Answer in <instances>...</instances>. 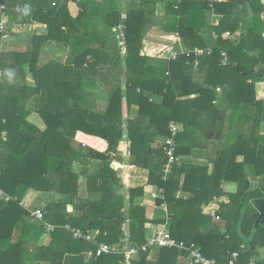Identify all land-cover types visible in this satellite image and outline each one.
<instances>
[{"label": "trees", "instance_id": "obj_1", "mask_svg": "<svg viewBox=\"0 0 264 264\" xmlns=\"http://www.w3.org/2000/svg\"><path fill=\"white\" fill-rule=\"evenodd\" d=\"M149 1L160 0H142L126 13L121 52L114 31L120 24L116 0H3L9 24L35 22L43 29L30 35L31 48L12 52L10 63L0 54V190L11 198L0 200V264H178L187 254L165 248H157L156 261L149 260L155 248L130 258L95 257L101 245L139 248L146 240L147 223L157 228L166 223L146 220L139 206L124 211L115 172L133 166L147 169L148 184L163 190L158 203L167 207V227L174 239L194 244L215 264H228L233 253L234 264H264L259 255L264 228H254L258 213L251 204L263 196L253 183L264 177V101L255 94V85L264 83V7L259 0L166 3L171 19L161 22V31L189 41L191 52L199 49L203 54H179L165 63L168 53L144 50L153 12ZM70 3L78 9L74 16ZM178 7L185 8V14ZM207 15L221 18L208 26ZM202 29L210 31V43ZM42 48L49 49L52 60L38 67ZM24 65L32 87L26 85ZM133 106L138 107L135 117L130 116ZM31 113L41 118L45 130L27 120ZM170 122L179 127L176 159L187 143L209 150L215 143L213 186L202 188L199 182L207 177V168L198 175L199 168L190 171L176 161L164 179V145L151 147L157 136H169ZM123 140L130 144L127 157L118 154ZM89 142L99 146L91 148ZM146 157L150 164L141 161ZM93 161L99 165L91 172L88 165ZM74 163L81 165L80 175L98 198H78ZM181 175L182 190L196 191L193 198L201 199L193 208L175 200ZM221 182L237 186L231 201L216 212L224 228L214 226L199 210L201 203L219 195ZM30 190L56 192L65 200L48 202L40 209L43 220H34L22 206ZM143 193V187L129 190L131 200ZM47 224L54 226L51 242L37 246ZM70 229L82 236L75 237ZM90 232H96L91 239Z\"/></svg>", "mask_w": 264, "mask_h": 264}, {"label": "crops", "instance_id": "obj_2", "mask_svg": "<svg viewBox=\"0 0 264 264\" xmlns=\"http://www.w3.org/2000/svg\"><path fill=\"white\" fill-rule=\"evenodd\" d=\"M141 1L142 0H126V1H124L125 3L122 4L123 5V6H121L122 8L119 6L120 7L119 8L120 24L117 28L114 29V31H115L116 35L121 34L120 39L122 41L119 39L121 41V44H120V51L121 52H123L125 49V44H124V30H125L124 24H125V22L124 21L126 18V13H128L133 8V6L136 7ZM178 1H183V0H160L157 2L149 1L151 10L153 9V12L150 14V20L151 21H150L149 31H147V33L145 34V36L143 38L144 50L147 52V48H151L153 53L156 52V54H162L163 52L168 53L167 59L162 58L163 59L162 61L165 63L168 62V60H171L170 59L171 51L176 50L178 52H186V51L189 52L194 48V47L192 48L189 45V41L182 40V39H180L174 35L173 36L172 35L167 36V34L165 35L161 31V28H160L161 22L171 19V16L166 15V11H165L166 3H168V2L169 3H175ZM194 1H196V3H197V2H202L203 0H194ZM126 3H128V6L130 7V8H128V10L127 9L125 10V7H126L125 4ZM70 5H71L70 6L71 14L74 16V15H76L78 9L74 6L73 3H70ZM74 7L76 9V12L72 13V10ZM176 9L181 14H185V8L178 7ZM220 18H221V16H219V15H207L206 16V24L208 26L215 25L219 21ZM6 21H8V20L6 19ZM6 21H5V26H4L5 31L3 33V36H5L6 38L4 40L2 39L0 41V50H1L0 54L1 55L4 54L5 55L4 56L5 62L10 63L12 60V57H11L12 52H17V51L21 52L25 49L27 50V49L31 48L30 35H32V34L37 35L39 33V31H42L43 27L38 26V24H36L35 22H32L30 24L19 25V24H13V23L9 24V22H7L8 23L7 24ZM202 35H203V37H205V40L210 43V41L212 40V36H210L211 35L210 31L208 29H205V30L202 29ZM10 38H12V39H10ZM146 41H148V43H146ZM168 45H170V47H168ZM53 50L54 49H52V51ZM50 60H52V57L49 54V49L47 50L46 48H42L41 52H40V59L38 62V67L43 66L44 64H46ZM197 64L198 63L196 60L195 65H197ZM27 67H28L27 65H24V67H23L25 70V74H26L25 82H26L27 86L32 87L34 85V81L31 77V75L29 74V72L27 71ZM0 76H1V72H0ZM27 77H29L30 80H28ZM201 77H202V75L197 76V78H198L197 81L200 82ZM255 94H256V100L264 101V83H257L255 85ZM137 114H138V107L133 106L131 109V112H130V116L135 117ZM27 120L31 124H33L37 128H39L41 131L45 130V128H46L43 121L41 120V118L36 113H31L27 117ZM166 139H167V137L164 135L163 136H160V135L157 136L155 138V141H154L151 148H154V149L162 148ZM86 145L91 147V148H96V149L99 146V145L97 146L93 142L86 143ZM213 147H214V149H213ZM183 149H185L186 151L177 157L176 165L177 166H184L185 168L189 169L190 171L193 167H197V168H199V174L198 175H200L202 173L201 169L207 168V174H206L207 177L199 178V182L203 184V185H201L202 188L205 186H213L212 183L214 182L213 181L214 178L210 177V174L213 171L212 159L213 160L215 159V143L212 146L213 150L205 149V147H193L189 143L184 145ZM118 154L121 156H124V157H127L130 154V144L127 140H123L119 143ZM144 159L145 160H141V161H143V163L150 164L149 158L146 157ZM92 163H91V165H88V167H89L88 169L91 172L93 170H95V165H99L98 164L99 161H93ZM81 170H82V167L80 164H78V163L73 164V172L79 175V177H78V193H77L78 198L83 199V200H89V201L98 198L100 196L99 193H95V192H91V191L89 192L87 179L84 176L80 175ZM115 173H116L117 178L120 181L119 185L121 186V187L116 188V194L118 196H120L121 198H123L124 206H125V210H124L125 212H129V209L131 208V206H139V207L143 208L144 216H145L146 220H148V221L164 220L165 222H167V225H168L171 217L167 211V207H166V212H165L162 208V205H161L162 203L161 204L158 203V201H163V199L161 197L162 195H160L161 188H158L156 186H152V185L148 184L149 173H148L147 169L136 167V166L124 167V168L117 169ZM169 175H171V174H168L167 177ZM174 176H176V175H174ZM184 181H185V175H181L180 179H179L178 189H177V191H175L176 192L175 200L182 201V202L186 203V205L189 206L190 208H193L199 203V200H201V199L193 198L194 193L196 191H194V193H191L189 191H187V193H185L182 190L183 186H184ZM253 184L257 185V182H255ZM196 185H197V183H196ZM140 187L144 188L143 196H141V197L135 196L133 198V200H131L130 195H129V190L140 188ZM236 189H237L236 184L229 183V182H221L219 190H218V192H220L219 195L214 196L213 199L207 204L201 203L199 210L202 212L203 215H207V216H210L212 218L211 223L216 224V222H218V223H220L219 226L224 228L225 227V221L222 220L221 218H219L218 215L216 214V212L219 211L220 205H223V204L227 205L231 201L230 196L235 194ZM154 196H157V198H155ZM0 200H2V199H0ZM62 200H65V198L56 194V192L43 193V192H36V191L30 190L24 196V198L22 200V206L27 210V212H29L30 218L34 219L33 217H31V212H34L35 210H40L48 202H51V201L62 202ZM126 223H128V221H126ZM126 225H128V224H126ZM145 227H146V238H147L148 236H150L152 234V232L155 229H157L158 225L156 226V225H152L150 223H147L145 225ZM263 228H264V226H263ZM70 230L79 232V231L73 230V229H70ZM201 232L204 234L203 229L201 230ZM95 234H96V232H90L88 238L89 239H91V237L93 238V236ZM206 235H208V234H206ZM13 239H14V241H17L16 237H13ZM50 242H51L50 233L45 232V236H43L40 239L37 246L40 245V246L47 247L50 244ZM158 252H159V249H157V248L150 251L149 260L150 261H156V259L158 258L157 257ZM259 255L262 258V260H264V248H261L259 250ZM187 259L188 258L180 257V258H178L177 262H178V264H189L191 261L188 262ZM254 259H257V258H254ZM254 263L255 262L253 260H251L250 264H254ZM39 264H48V262L43 261Z\"/></svg>", "mask_w": 264, "mask_h": 264}, {"label": "built area", "instance_id": "obj_3", "mask_svg": "<svg viewBox=\"0 0 264 264\" xmlns=\"http://www.w3.org/2000/svg\"><path fill=\"white\" fill-rule=\"evenodd\" d=\"M6 6L3 0H0V31H4V25L6 21ZM228 36L229 33H226ZM179 54H184L186 57H190L193 55L194 57H199L200 55L203 54L202 50L195 49L192 52H178L176 50L171 51L170 54V59L171 60H176L179 56ZM223 60L222 64L225 65L226 59H225V54H222ZM169 136L167 137L165 143H164V152L166 155V163L163 168V176L164 179L167 177L168 174L171 172V168L173 163L176 161L175 157V152H176V142H175V137L177 136L179 132V127L175 122H170L169 124ZM160 195H162L163 199V190H160ZM157 198V196H154ZM0 199H2L5 202H8L11 198L4 194L0 190ZM163 210L166 212V206L165 204H161ZM31 217H33L35 220L42 221L43 220V214L40 210H35L34 212H31ZM218 219V218H217ZM46 232L50 233L53 231L54 226L47 224L46 227ZM75 237H81L82 235L79 232H74ZM153 248H165V249H175L181 254H187L186 258L190 259V261L193 264H215L214 260L208 259L204 257L201 253V251L194 245V244H186L183 241H177L171 236V233L167 227V222L165 225L161 228L155 229L150 236H148L145 240V243L142 244L139 248H133L124 245L122 249H116V248H111L110 246L107 245H101L96 253L95 257H99L101 255H108V254H117V255H124L126 257H132L136 255L139 251L145 252L148 249H153ZM237 258V254L233 253L231 255V259L228 264H234L235 260Z\"/></svg>", "mask_w": 264, "mask_h": 264}, {"label": "water", "instance_id": "obj_4", "mask_svg": "<svg viewBox=\"0 0 264 264\" xmlns=\"http://www.w3.org/2000/svg\"><path fill=\"white\" fill-rule=\"evenodd\" d=\"M261 5L264 7V0H259ZM257 186L262 193V197L253 199L251 204L257 211L258 216L254 222V228H258L260 225H264V177L257 181Z\"/></svg>", "mask_w": 264, "mask_h": 264}, {"label": "rangeland", "instance_id": "obj_5", "mask_svg": "<svg viewBox=\"0 0 264 264\" xmlns=\"http://www.w3.org/2000/svg\"><path fill=\"white\" fill-rule=\"evenodd\" d=\"M117 1V4L121 7V6H123L122 4H124L125 2L124 1H126V0H116ZM126 5V7H125V10L127 9L128 10V8H130L129 6H128V3H126L125 4ZM119 7V8H120ZM122 8V7H121ZM74 12H76V9H75V7L73 8V10H72V13H74ZM251 14H250V12H248V16H245V21L244 22H246V24L247 23H249V20H250V16ZM263 19H264V16H263ZM6 23H7V21H6ZM5 26V25H4ZM117 28V27H116ZM120 35L121 34H119V35H117L118 37H119V39H120ZM145 36V35H144ZM3 38H1V40L3 39H5L6 37L5 36H2ZM10 39H12V38H10ZM0 40V41H1ZM121 40V39H120ZM122 41V40H121ZM146 43H148V41H146ZM148 45V44H147ZM168 47H170V45H168ZM147 53H149V54H153V55H155L156 54V52L155 53H153V51H152V49L151 48H147ZM165 55H167V53H164ZM157 55V54H156ZM263 74H264V71L262 72ZM28 78V80H30V78L29 77H27ZM18 80H20L19 78L18 79H13V81L14 82H16V81H18ZM35 123V122H34ZM39 125V124H38ZM260 131H261V133L262 134H264V124H263V126L260 128ZM233 187V186H232ZM236 188H237V186H236ZM233 189V188H232ZM214 226H215V223L213 224ZM216 225H220V223H218V222H216ZM261 226H264V225H261ZM188 260V262L190 261V259H187Z\"/></svg>", "mask_w": 264, "mask_h": 264}]
</instances>
